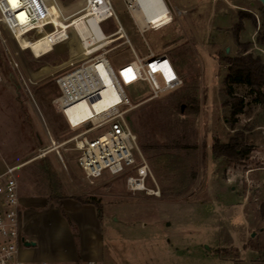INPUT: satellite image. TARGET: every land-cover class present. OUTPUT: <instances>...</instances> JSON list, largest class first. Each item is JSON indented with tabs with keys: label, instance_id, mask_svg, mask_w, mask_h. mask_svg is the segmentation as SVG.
Instances as JSON below:
<instances>
[{
	"label": "rangeland",
	"instance_id": "rangeland-1",
	"mask_svg": "<svg viewBox=\"0 0 264 264\" xmlns=\"http://www.w3.org/2000/svg\"><path fill=\"white\" fill-rule=\"evenodd\" d=\"M57 1L63 19L54 22L71 26L70 38L43 56L23 49L0 22V142L10 163L28 162L15 170L20 190L31 191L35 183L47 195L53 190L94 202L106 222L104 264H264V101L247 84H234V97L245 102L234 122L226 105L228 67L222 60L239 55V42L248 41L253 42L249 52L264 59V5L258 0H181L179 6L189 9L173 12L167 25L142 33L123 0H112L137 53L147 55L150 46L168 54L184 80L176 92L146 102L141 101L150 92L147 83L125 88L134 104L141 103L129 118L152 171L146 187L160 189L155 195L130 188L132 170H104L89 179L79 165L80 150L71 140L84 128L71 129L54 107L56 78L86 58L75 59L80 54H92L121 37L98 43L90 23L71 15L85 0ZM98 25L106 34L118 26L114 20ZM65 32L42 34L34 50L44 53ZM19 40L24 46L30 39ZM122 42L107 46L116 69L135 59ZM238 130L250 153L244 159L216 155L215 142H229ZM44 156L52 168L46 179L39 167Z\"/></svg>",
	"mask_w": 264,
	"mask_h": 264
},
{
	"label": "built area",
	"instance_id": "built-area-1",
	"mask_svg": "<svg viewBox=\"0 0 264 264\" xmlns=\"http://www.w3.org/2000/svg\"><path fill=\"white\" fill-rule=\"evenodd\" d=\"M52 1L63 13L57 0H0V22L8 28L20 46L19 35L36 39L43 33H54L59 26L53 22ZM123 2L142 33L147 29L165 26L166 24L156 25V21L164 16L170 15L173 19V12L166 1L169 12H164L156 0ZM71 15L76 19H86L89 23L91 17L99 16L100 25L108 20H114L118 24L117 29L107 35H115L113 39L121 36L122 38L110 44L123 40L120 44H128L135 54V59L116 69L108 55L110 51L107 49L110 45L108 44L92 54H80L75 59L83 55L86 58L80 62H72L69 69L57 76L59 94L53 100L54 107L64 115L71 129L84 128L71 140L75 141L76 147L80 150L79 165L89 179L101 176L104 170H109L112 174L132 170L134 174L128 178L132 190H147L160 195L159 187L157 189L146 187V179L152 175V171L140 150L138 135L129 118L130 112L141 103L134 104L125 88L138 82L147 83L150 92L141 101L146 102L180 88L184 83L183 77L168 54L155 53L150 46L147 55L140 56L137 53L125 33L112 0H85L84 6ZM48 27L52 28L48 30ZM4 42L6 43V40ZM110 86L116 100L111 106L98 112L95 103L104 97V91ZM82 101H86L95 110V114L90 120H82L75 125L68 110ZM99 129L106 130L89 138L88 134ZM15 170L14 166L7 167L0 174V264H31L20 255L21 200ZM37 264L49 262L41 261Z\"/></svg>",
	"mask_w": 264,
	"mask_h": 264
},
{
	"label": "crops",
	"instance_id": "crops-1",
	"mask_svg": "<svg viewBox=\"0 0 264 264\" xmlns=\"http://www.w3.org/2000/svg\"><path fill=\"white\" fill-rule=\"evenodd\" d=\"M165 1L175 14L189 9L179 6L181 0ZM22 162V165L10 163L3 151V141L0 142V174L7 167L18 169L28 163ZM33 184L31 191L20 190L21 258L32 264L41 261L49 264H104L106 222L97 205L74 196L56 200L51 193L47 195ZM25 242L32 243L25 245Z\"/></svg>",
	"mask_w": 264,
	"mask_h": 264
},
{
	"label": "trees",
	"instance_id": "trees-1",
	"mask_svg": "<svg viewBox=\"0 0 264 264\" xmlns=\"http://www.w3.org/2000/svg\"><path fill=\"white\" fill-rule=\"evenodd\" d=\"M244 13V12H242ZM90 27L94 34V40L98 41V43H106L109 42V37L107 34L102 31L100 26L96 23V21L91 18L90 20ZM239 27L243 28V23H239ZM117 29V28H116ZM115 29V30H116ZM114 30V31H115ZM264 40V38H263ZM242 52L236 56H227L223 57V61L226 62L228 67V73L225 78L226 82V89L227 93L230 96L229 99L226 100V105L231 107L230 112L232 115V119L236 122L237 116L244 111L245 102L243 98H236L234 97V84L237 83H244L250 87L251 92H256L258 95V99L263 102L264 101V92L262 91V87L264 86V59L261 55H254L252 52H249L250 47L252 46L253 42L248 41L245 43L239 42ZM181 74V73H180ZM179 89V88H178ZM174 90L173 92H176ZM182 109V108H181ZM234 136H232L227 143L222 142H215L213 146L214 153L218 156H228L233 159H244L251 151L250 148L243 147L242 140L244 139V132L238 130ZM47 156H44L39 166L42 169L43 177H47L48 175L52 174V168L48 165ZM50 187H53V184H49ZM51 197L59 200L63 195H59L52 190ZM76 197V196H74ZM83 202H91L81 199L80 197H76ZM94 203V202H93Z\"/></svg>",
	"mask_w": 264,
	"mask_h": 264
},
{
	"label": "bare ground",
	"instance_id": "bare-ground-1",
	"mask_svg": "<svg viewBox=\"0 0 264 264\" xmlns=\"http://www.w3.org/2000/svg\"><path fill=\"white\" fill-rule=\"evenodd\" d=\"M156 1L159 3V6L164 9V12H169V8H167L165 0H156ZM51 5H52L51 11L53 12L52 18H53V22H54V18H56V17L61 18L63 13H61V11L59 10V7L57 6L56 3L51 4ZM61 19H63V18H61ZM93 19L98 24L99 16H94ZM141 21H143V20L141 19ZM171 21H172L171 16L167 15V16H164L163 18L157 20L156 21L157 22L156 25L162 26V25L167 24L168 22H171ZM70 23L71 22L68 21L67 25H70ZM143 23H144V21H143ZM58 26H59L58 30L56 32H54V33H57L58 31H61L62 29H66V32H65L64 36L61 37L59 40L54 41L53 44L50 45L49 50L45 51L44 53L37 54L36 51L33 48V44L41 41L40 40L41 39L40 36L42 34L39 35L38 38H36V39H30L29 41H27V43L24 44V46L21 45V47L23 49H30L35 54V56H37V57H40V56H43L45 54L50 53L54 49V46L56 44H58L60 42H63L65 40H68L70 38L69 35H68V28H70L71 26H68L67 28H63L60 25H58ZM72 27L74 28V30L77 29L75 26H72ZM54 33H48V34H54ZM77 33L81 37V32L79 30L77 31ZM43 34H45V33H43ZM114 36L115 35L108 36V37H109V39H111V38H114ZM20 38H26V37L22 36V35H19V39ZM121 38H122V36H121ZM115 100H116V97L114 96L112 88L110 86V87L107 88V90L104 91V97L100 101L95 103V109L98 112H100L101 109H103L105 107L108 108L109 106H111ZM68 112L70 114V118H71L72 122L75 125H78L82 120L83 121L90 120V118L92 116H94V114H95V110L86 101L79 102V103L75 104L74 106L70 107Z\"/></svg>",
	"mask_w": 264,
	"mask_h": 264
},
{
	"label": "water",
	"instance_id": "water-1",
	"mask_svg": "<svg viewBox=\"0 0 264 264\" xmlns=\"http://www.w3.org/2000/svg\"><path fill=\"white\" fill-rule=\"evenodd\" d=\"M258 1H260L263 5H264V0H258ZM12 63L14 64L15 63V61H13L12 60ZM15 65L17 66V64L15 63ZM22 78V77H21ZM22 82H23V85H26L27 86V84H26V82L24 81V79L22 78ZM27 92H28V95L30 96L31 94L29 93V90H27ZM35 102V101H34ZM38 108V107H37ZM183 108H184V106H182V110H183ZM39 109V108H38ZM42 116V115H41ZM42 118V120L44 121V118H43V116L41 117ZM44 123H45V121H44ZM60 157H61V155H60ZM30 243H32V242H25L24 244L25 245H29Z\"/></svg>",
	"mask_w": 264,
	"mask_h": 264
}]
</instances>
